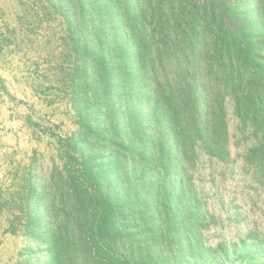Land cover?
Instances as JSON below:
<instances>
[{"label":"trees","instance_id":"obj_1","mask_svg":"<svg viewBox=\"0 0 264 264\" xmlns=\"http://www.w3.org/2000/svg\"><path fill=\"white\" fill-rule=\"evenodd\" d=\"M91 1L102 36L90 72L101 86L76 133L57 138L75 211L52 221L47 264H264L255 229L205 239L213 215L200 184L231 163L230 110L257 176L251 199L264 188V0L247 10L243 0Z\"/></svg>","mask_w":264,"mask_h":264},{"label":"rangeland","instance_id":"obj_2","mask_svg":"<svg viewBox=\"0 0 264 264\" xmlns=\"http://www.w3.org/2000/svg\"><path fill=\"white\" fill-rule=\"evenodd\" d=\"M250 2L243 0L245 10ZM99 10L91 0H0V264H47L52 221L75 211L57 174V138L76 133L84 101L99 97L102 79L90 72L102 36ZM228 126L231 163L211 173L204 164L210 175L200 182L213 215L205 239L213 246L248 230L264 237V188L251 199L247 186L259 188L257 176L240 158L230 110ZM115 184L106 173L100 186L110 192Z\"/></svg>","mask_w":264,"mask_h":264}]
</instances>
